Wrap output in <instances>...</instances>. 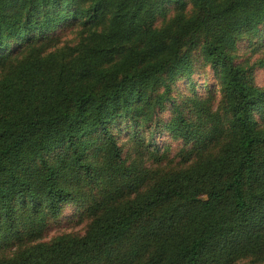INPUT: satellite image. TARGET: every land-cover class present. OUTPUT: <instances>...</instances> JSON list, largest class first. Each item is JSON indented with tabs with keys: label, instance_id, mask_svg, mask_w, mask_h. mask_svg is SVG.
<instances>
[{
	"label": "trees",
	"instance_id": "1",
	"mask_svg": "<svg viewBox=\"0 0 264 264\" xmlns=\"http://www.w3.org/2000/svg\"><path fill=\"white\" fill-rule=\"evenodd\" d=\"M242 41L264 51V0H0V264H264ZM68 204L84 231L41 239Z\"/></svg>",
	"mask_w": 264,
	"mask_h": 264
},
{
	"label": "rangeland",
	"instance_id": "2",
	"mask_svg": "<svg viewBox=\"0 0 264 264\" xmlns=\"http://www.w3.org/2000/svg\"><path fill=\"white\" fill-rule=\"evenodd\" d=\"M75 38V31L69 29V27L65 28L62 32L61 41H72ZM246 42H241L239 46L238 52L241 54L240 56H249L251 60L256 59L259 56H264V51H258L250 53L249 50H245L248 47L245 46ZM195 81L192 85L195 91L198 93H205L209 86H211L215 82V78L211 70L206 69V71H197L193 74ZM255 81L259 85L264 84V67H257L255 69ZM178 86L181 89H185L188 87L186 80H181L178 82ZM187 90V89H186ZM167 111L163 112V115H166ZM120 141L126 142L127 135L124 132L120 133ZM154 138L157 144L160 147L168 146L169 156L176 157L178 154L179 148L181 147V141L179 139L172 138L167 133H160L157 132L154 134ZM176 160L178 157L175 158ZM87 218L84 216L79 215L78 210L75 205L68 204L63 208V211L60 217L56 220L51 221L41 239H49L52 236L61 233V232H80L82 233L86 227ZM239 264H245L240 262Z\"/></svg>",
	"mask_w": 264,
	"mask_h": 264
}]
</instances>
